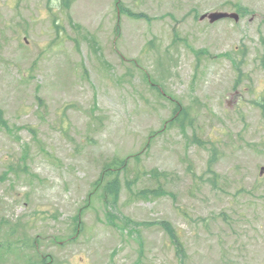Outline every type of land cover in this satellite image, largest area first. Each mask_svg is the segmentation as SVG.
I'll return each instance as SVG.
<instances>
[{
    "label": "rangeland",
    "instance_id": "rangeland-1",
    "mask_svg": "<svg viewBox=\"0 0 264 264\" xmlns=\"http://www.w3.org/2000/svg\"><path fill=\"white\" fill-rule=\"evenodd\" d=\"M260 167L264 0H0V264H264Z\"/></svg>",
    "mask_w": 264,
    "mask_h": 264
},
{
    "label": "trees",
    "instance_id": "trees-1",
    "mask_svg": "<svg viewBox=\"0 0 264 264\" xmlns=\"http://www.w3.org/2000/svg\"><path fill=\"white\" fill-rule=\"evenodd\" d=\"M242 11H244V10L242 9ZM178 110H179V106L177 105L175 108L174 114H173L174 117L175 118H178V117L185 118V114L183 113L184 112L183 110H181L179 112V115L176 116V113ZM181 127H183L182 124H181ZM24 155H23V157H24ZM212 157H213V155L211 156V158ZM212 161H213V158L211 159L210 163H212ZM125 167H126V160L121 159L120 161H114V162H110L108 164L106 163L101 170V176L99 178L100 180L104 177L105 174H107V175L113 174L114 175L113 178L108 181V184H106L107 181H105V183H103L104 187H102V189L104 190L103 195L106 192V194H109L111 196L113 201H115L117 198L118 190H119V186H120L119 171L124 170ZM152 172H157V171L152 170ZM110 196H106V198L110 197ZM75 218H77V215ZM161 223H162L163 230L168 234L167 235L168 239H170L176 247L177 257L180 260H182V258L184 257V252H183V247H182V243L180 240V234L173 227H171L167 221H162ZM40 264H48V263L44 262V260H41Z\"/></svg>",
    "mask_w": 264,
    "mask_h": 264
},
{
    "label": "water",
    "instance_id": "water-1",
    "mask_svg": "<svg viewBox=\"0 0 264 264\" xmlns=\"http://www.w3.org/2000/svg\"><path fill=\"white\" fill-rule=\"evenodd\" d=\"M227 15H230V16H235V14H227L225 12H211V13H207V14H203L201 15L200 19L204 18L205 16H207L209 18V21H214L215 19L219 18V17H222V16H227Z\"/></svg>",
    "mask_w": 264,
    "mask_h": 264
}]
</instances>
